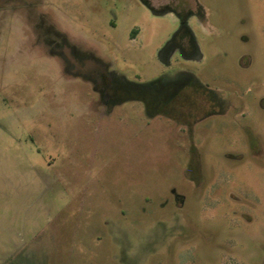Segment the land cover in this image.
<instances>
[{"label":"rangeland","instance_id":"obj_1","mask_svg":"<svg viewBox=\"0 0 264 264\" xmlns=\"http://www.w3.org/2000/svg\"><path fill=\"white\" fill-rule=\"evenodd\" d=\"M0 264H264V0H0Z\"/></svg>","mask_w":264,"mask_h":264}]
</instances>
